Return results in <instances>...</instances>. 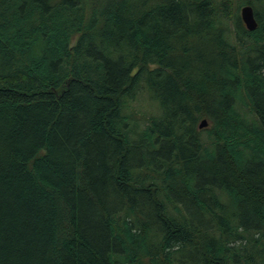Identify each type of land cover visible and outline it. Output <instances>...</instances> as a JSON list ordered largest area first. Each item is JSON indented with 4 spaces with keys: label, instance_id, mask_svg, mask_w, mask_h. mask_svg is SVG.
I'll return each instance as SVG.
<instances>
[{
    "label": "trees",
    "instance_id": "obj_1",
    "mask_svg": "<svg viewBox=\"0 0 264 264\" xmlns=\"http://www.w3.org/2000/svg\"><path fill=\"white\" fill-rule=\"evenodd\" d=\"M255 1L0 0V264H264Z\"/></svg>",
    "mask_w": 264,
    "mask_h": 264
},
{
    "label": "rangeland",
    "instance_id": "obj_2",
    "mask_svg": "<svg viewBox=\"0 0 264 264\" xmlns=\"http://www.w3.org/2000/svg\"><path fill=\"white\" fill-rule=\"evenodd\" d=\"M219 17H226L224 23L228 26L227 30L232 38L237 37V33L243 35V30H247L242 19L241 10L244 6L250 5L248 2L255 0H215ZM251 6V5H250ZM253 7V5H252ZM256 13L260 19L264 22V0L255 1ZM242 29V30H240ZM234 41V39H233ZM235 43V42H234ZM147 93V92H146ZM141 94L138 100L130 103V109L127 110L129 114H133L137 119L145 120L151 119V117L156 113H160L159 103L153 98L152 93ZM239 108L246 114L248 118H253V113L249 107L238 104ZM160 111V112H159ZM241 111V112H242ZM209 125L207 126V128ZM205 129V130H204ZM202 133V139L206 142L208 141V134L206 133V128H204Z\"/></svg>",
    "mask_w": 264,
    "mask_h": 264
},
{
    "label": "water",
    "instance_id": "obj_3",
    "mask_svg": "<svg viewBox=\"0 0 264 264\" xmlns=\"http://www.w3.org/2000/svg\"><path fill=\"white\" fill-rule=\"evenodd\" d=\"M241 19L248 31H255L259 26L254 8L250 5L244 6L242 8ZM207 126H208V121L203 120L199 128L204 129L207 128Z\"/></svg>",
    "mask_w": 264,
    "mask_h": 264
}]
</instances>
